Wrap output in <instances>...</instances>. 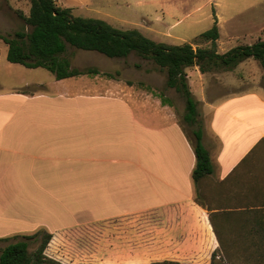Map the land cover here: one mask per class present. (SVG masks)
Listing matches in <instances>:
<instances>
[{
	"label": "crops",
	"instance_id": "crops-1",
	"mask_svg": "<svg viewBox=\"0 0 264 264\" xmlns=\"http://www.w3.org/2000/svg\"><path fill=\"white\" fill-rule=\"evenodd\" d=\"M13 1L0 19L20 10ZM7 50L0 38V239L157 210L179 219L185 245L264 247V93L198 100L214 171L195 185L169 97L111 75L58 80Z\"/></svg>",
	"mask_w": 264,
	"mask_h": 264
},
{
	"label": "rangeland",
	"instance_id": "rangeland-1",
	"mask_svg": "<svg viewBox=\"0 0 264 264\" xmlns=\"http://www.w3.org/2000/svg\"><path fill=\"white\" fill-rule=\"evenodd\" d=\"M55 1L58 5L70 7L75 16L100 18L118 28L137 29L154 41L170 44L188 42L194 48L199 42L198 46L202 48L210 47L209 42L197 41V37L217 20L219 38L216 50L219 53L236 45L252 44L259 37L264 38V0ZM28 2L30 4V0H16L13 4L24 12L27 11ZM14 13L16 16L8 12L5 19H0V35H11L18 30L30 31L17 12ZM65 56L75 69H95L104 78L108 74L118 81L131 82L153 95H166L172 100L186 134L194 141V126L183 119L184 98L173 88L167 87L166 72L151 60L142 59L135 53L124 58H109L96 51L71 46L67 47ZM230 70L216 69L201 73L205 76H199L198 80L195 76L199 75L198 67L186 68L189 90L197 103L200 99L207 101L243 92L264 93V70L257 60H243ZM198 107L201 108L199 103ZM51 220L54 224L56 219L53 217ZM177 220L165 219L157 210H150L51 233L43 251L44 264H151L162 261L210 264L215 250L216 259L226 264H264V249H258L259 246L217 247L212 251L205 240L197 247L185 245L188 233L175 232L179 227ZM173 227H176L175 230ZM37 231V238L28 239L30 255L36 253L41 234L48 232L43 229ZM192 235L193 238L199 236ZM14 236L0 242V251L8 243L25 239L22 234Z\"/></svg>",
	"mask_w": 264,
	"mask_h": 264
},
{
	"label": "trees",
	"instance_id": "trees-1",
	"mask_svg": "<svg viewBox=\"0 0 264 264\" xmlns=\"http://www.w3.org/2000/svg\"><path fill=\"white\" fill-rule=\"evenodd\" d=\"M16 12L30 27V31L18 30L11 35H0L8 46L7 60L10 62L29 68H45L58 80L81 74H97L98 71L95 69L81 71L71 67L70 60L65 56L67 47L71 46L81 50L96 51L109 58H124L135 53L142 59L151 60L164 70L167 87L173 88L185 100L183 119L190 126H194L192 128L194 141L188 135L187 138L196 158L192 171L195 185L200 177L213 173L214 167L209 150L203 143V130L198 122V103L189 90L185 69L197 66L201 73L216 69L230 70L243 60L252 58L257 60L264 70L262 39L252 44L236 45L223 53L217 52L216 41L219 37L217 20L211 28L197 37V41L209 42L210 47L202 48L198 46L199 42L194 48L188 42L168 44L154 41L137 29L118 28L100 18L75 16L70 7L58 5L55 0H30L27 15L21 10ZM38 232L4 246L0 251V264H44L43 251L51 238V233L41 234L42 239L35 254L30 255L28 252V239L37 238ZM216 234L219 243L222 244L220 233ZM221 248L225 249L222 246ZM215 252L216 250L212 253L210 264H226L223 260L216 259ZM151 264L181 263L162 261Z\"/></svg>",
	"mask_w": 264,
	"mask_h": 264
}]
</instances>
